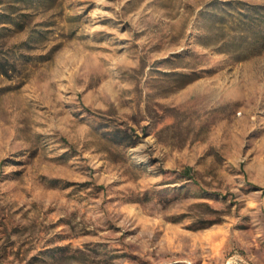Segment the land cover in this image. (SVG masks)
<instances>
[{"label":"rangeland","instance_id":"rangeland-1","mask_svg":"<svg viewBox=\"0 0 264 264\" xmlns=\"http://www.w3.org/2000/svg\"><path fill=\"white\" fill-rule=\"evenodd\" d=\"M0 264H264V0H0Z\"/></svg>","mask_w":264,"mask_h":264}]
</instances>
